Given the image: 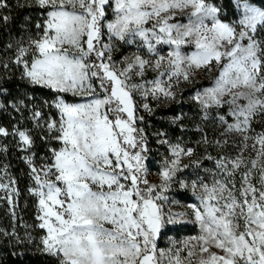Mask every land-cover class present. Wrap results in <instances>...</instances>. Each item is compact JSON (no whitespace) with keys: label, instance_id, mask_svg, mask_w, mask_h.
<instances>
[{"label":"snow or ice","instance_id":"obj_1","mask_svg":"<svg viewBox=\"0 0 264 264\" xmlns=\"http://www.w3.org/2000/svg\"><path fill=\"white\" fill-rule=\"evenodd\" d=\"M233 4L239 18L225 22L210 0H32L41 19L34 34L17 41L13 63L24 83L51 96L42 105L34 94L8 100L0 85V109L27 108L47 151H33L31 129L0 127V137L12 136L25 153L43 230L37 247L57 264H184L179 249L159 250L157 239L189 215L200 234L184 246L191 245L189 257L199 249V264H264V131L250 134L253 118L264 114V41L257 39L264 9L249 0ZM7 7L0 0V9ZM185 12L188 22H176ZM9 19L0 16V23ZM119 43L137 51L118 66L112 53ZM192 44L196 50L185 55L182 49ZM201 68L218 69L214 85L192 97L203 118L226 106L235 123L225 115L219 122L226 132L242 134L241 152L253 140V155L247 163L243 155L217 159L214 170L191 182L199 204L173 213L163 193L189 167L182 156L193 153L158 132L171 158L161 169L162 183H149L150 149L139 111L151 112L149 98L174 99V85ZM149 70L157 78L146 80ZM7 168L0 166V199L12 203L19 192Z\"/></svg>","mask_w":264,"mask_h":264},{"label":"trees","instance_id":"obj_2","mask_svg":"<svg viewBox=\"0 0 264 264\" xmlns=\"http://www.w3.org/2000/svg\"><path fill=\"white\" fill-rule=\"evenodd\" d=\"M210 2L221 8L220 18L225 22L239 18L233 0H210ZM249 2L264 9V0H249ZM6 3L8 7L0 9V16L6 15L10 18L7 24L0 23V85L9 90L8 100L25 98L26 93L34 94V103L42 105V101L48 99L51 93L38 88L31 89L21 80L20 71L13 63L17 41H26L29 34L35 33V24L41 19L38 15L40 10L32 6V0H6ZM10 44L11 48H9ZM4 64H8L9 67L5 68ZM153 110L144 123H141L145 127L148 142L158 132L176 137V129L172 127L170 118L177 115V106L159 107ZM43 111L47 112L48 109L43 108ZM30 115V111L23 106L21 111L11 107L7 110L0 109V127L9 131H12L14 125L22 130L31 129L30 134L35 139L33 151L37 156H43L47 148L40 139L41 131L33 128ZM0 149H6L0 151V166H8V175L15 179L14 188L19 192V195L12 199V203L7 199H0V264H57L54 257L42 253L37 247L43 230L37 227L39 223L36 219L37 199L29 194L32 182L28 177L29 169L24 160L25 153L17 147L16 140L12 136L0 137ZM150 155L155 157L151 151L147 153V157ZM0 175L3 173L0 172ZM29 235L32 242H29Z\"/></svg>","mask_w":264,"mask_h":264},{"label":"rangeland","instance_id":"obj_3","mask_svg":"<svg viewBox=\"0 0 264 264\" xmlns=\"http://www.w3.org/2000/svg\"><path fill=\"white\" fill-rule=\"evenodd\" d=\"M176 22L187 23V12L183 15H178ZM257 39L264 41V32H262V30L258 33ZM168 50L169 48L167 45L163 46L161 54L166 56ZM182 50L185 55H191L196 49L194 44H192L184 47ZM136 51L137 48L135 45L119 43L112 53L113 59L119 66L120 62L123 61L125 57L131 56ZM166 63L167 62L165 61V64ZM217 76L218 69L213 68L211 71L203 68L197 69L191 74L189 81L181 79L174 85V99L161 98L160 100H152L149 98L147 102L150 105L151 112L145 111L143 108L139 111V115L144 117L142 122L144 123L147 117H149L152 111H154L153 109L159 107L169 108L172 105H176L178 112L176 116L170 118V123L172 124V127L176 129V133H174L177 136L172 137L166 133V138L171 144L179 143L182 147L191 149L193 153L192 156H182L181 163L186 164L189 167L178 172L174 178L175 182L172 184L171 189L168 192L163 193L169 197L166 211L170 208L173 213H179L188 211V204L198 205L199 200L197 199V196L193 194L191 182L207 176L208 173L205 172V169L214 170L215 161L220 157H235L243 155L245 163L252 158L253 153L251 145L253 144V140H248L247 144L249 147L241 152L244 143L242 134L235 131L226 132L225 126L221 125L219 122L218 116L225 115L228 123H235L231 117H228L226 106L219 112L211 110L208 119H204L200 106L192 99V97L198 92H202L204 89L212 87ZM155 78H157V73L151 70H149L145 76L146 80H153ZM161 79H167V77H162ZM140 127L145 130L143 125ZM251 128L253 130L250 133L251 135L264 131V114H258L253 118ZM156 134L157 133H155L154 138L148 142V147L151 153L155 154V157L150 155L145 161L148 169L146 178L151 184L162 183L160 176L161 169L164 167L166 160L171 158L169 145H162L159 142L161 137H158ZM224 141H227V143L225 144ZM195 161L200 163L199 168L194 167L193 162ZM208 179L210 181L211 177L209 176ZM238 180L239 175H237V181ZM181 181H183L187 187L182 188L180 184ZM5 182H7V179ZM12 188L15 189L14 185ZM4 195V192H0V197ZM15 196L16 195L13 194L12 199H14ZM193 219L194 218L189 215L185 217L187 222L184 224L176 226L168 225L162 229V233L157 239L158 249L169 254L170 250L171 252H175L179 249L180 251L178 254L183 259L184 264H189V261L191 264H199V249H195L197 255L189 257L188 252L191 245L189 247L184 246V241H189L192 237L200 234L199 225L191 222ZM212 250L215 251V249Z\"/></svg>","mask_w":264,"mask_h":264}]
</instances>
